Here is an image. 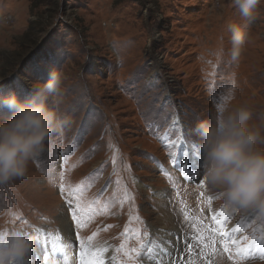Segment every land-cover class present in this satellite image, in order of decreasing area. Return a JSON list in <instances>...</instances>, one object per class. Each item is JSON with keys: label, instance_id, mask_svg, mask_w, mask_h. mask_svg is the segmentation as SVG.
Listing matches in <instances>:
<instances>
[{"label": "rangeland", "instance_id": "374dc122", "mask_svg": "<svg viewBox=\"0 0 264 264\" xmlns=\"http://www.w3.org/2000/svg\"><path fill=\"white\" fill-rule=\"evenodd\" d=\"M243 23L232 0H0V94L24 98L33 81L62 71L69 121L24 177L0 186V224L72 235L75 253L81 240L105 248L104 264H264V247L245 258L212 232L215 217L243 247L264 220L201 187L192 133L233 90L232 103H249L261 122L264 0L233 62L228 26ZM69 197L86 209L83 226Z\"/></svg>", "mask_w": 264, "mask_h": 264}, {"label": "clouds", "instance_id": "9594fccd", "mask_svg": "<svg viewBox=\"0 0 264 264\" xmlns=\"http://www.w3.org/2000/svg\"><path fill=\"white\" fill-rule=\"evenodd\" d=\"M243 24H230V59L238 62L248 40L246 24L261 0H232ZM218 11H222L217 3ZM222 39V38H221ZM221 46L214 55L223 56ZM66 77L53 69L44 81H33L21 98L13 90L0 94V186L24 177L29 164L47 147L54 135H64L69 123L62 112ZM235 90L216 105L207 118L198 120L192 133L201 155V175L223 205L239 214L264 220V113L252 123L255 110L247 102L233 104ZM0 224V264H31L34 231L24 224Z\"/></svg>", "mask_w": 264, "mask_h": 264}, {"label": "snow or ice", "instance_id": "6c2138e0", "mask_svg": "<svg viewBox=\"0 0 264 264\" xmlns=\"http://www.w3.org/2000/svg\"><path fill=\"white\" fill-rule=\"evenodd\" d=\"M173 143H179V141H175ZM171 147V145H170ZM191 167L196 168L198 167V162L197 161H192L191 163ZM180 171H184V169H180ZM189 175H192V173H189ZM197 179H199V176L196 177ZM200 185L201 187L204 186V181L200 180ZM61 190L63 191L64 189V185H60ZM72 191H75L74 189ZM66 203L68 205V208L71 212V217H72V221L77 225V226H83L82 225V216L85 214L86 209L81 207V205L77 202L75 204V206H73V200L71 197H69L66 200ZM215 223L218 225V227L213 228L212 232L219 235L220 237V243L224 246V251H229V242L231 245L236 246V250H237V255L240 256H244L245 258H247V252H248V248L251 247L252 245H259L264 247V229H262V234L259 238H255L253 237L251 240H249L243 247H240V241L236 240V239H232L229 236V232L225 229V226L223 224L222 221H220L218 218H215ZM38 238V236L36 237V239ZM77 238H79L77 236ZM54 242V250H58V251H63V247L62 245H59L58 242L60 241L61 237L59 236V234H57L54 238H51ZM92 239V237L88 238V241H90ZM199 240H203V237H198ZM211 244L215 245L216 244V240L212 239L211 240ZM209 245H205V247H208ZM104 251H106L105 248H93V246L84 241L81 240L80 241V251H79V264H104L103 261V253Z\"/></svg>", "mask_w": 264, "mask_h": 264}, {"label": "bare ground", "instance_id": "6f19581e", "mask_svg": "<svg viewBox=\"0 0 264 264\" xmlns=\"http://www.w3.org/2000/svg\"><path fill=\"white\" fill-rule=\"evenodd\" d=\"M218 227V225L216 226ZM67 233H70L67 231ZM36 237V243H35V259L38 258V253L43 250V253L41 256H39L40 260L36 261L35 264H40L42 261V264H48V261L51 262V264H55V261H57L59 264H79V253L73 252L74 251V242L71 238L72 235L69 234H61L59 235L61 237L60 241L55 242L59 245L64 246L63 251L54 250V242L51 238H54L55 236L46 235L45 232L38 231L35 233ZM51 248V253L47 252V249ZM97 247H94V249ZM157 248V247H156ZM155 250V249H154ZM154 254V251L152 252ZM151 264H155L154 261L151 262Z\"/></svg>", "mask_w": 264, "mask_h": 264}]
</instances>
